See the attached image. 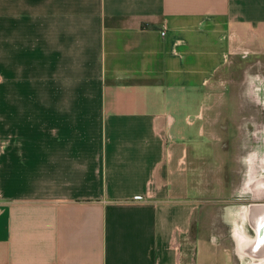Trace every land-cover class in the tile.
I'll list each match as a JSON object with an SVG mask.
<instances>
[{"label": "crops", "instance_id": "obj_1", "mask_svg": "<svg viewBox=\"0 0 264 264\" xmlns=\"http://www.w3.org/2000/svg\"><path fill=\"white\" fill-rule=\"evenodd\" d=\"M241 62L264 0H0V264H262L216 106Z\"/></svg>", "mask_w": 264, "mask_h": 264}, {"label": "rangeland", "instance_id": "obj_2", "mask_svg": "<svg viewBox=\"0 0 264 264\" xmlns=\"http://www.w3.org/2000/svg\"><path fill=\"white\" fill-rule=\"evenodd\" d=\"M243 66H245V62L238 64L235 71H229L224 76L222 75L219 89L223 91V94L220 95L222 97L216 102V106L239 105L244 109V114L240 116L226 115L225 118L231 126L236 124L238 120L243 123V129L238 132L234 131L235 138L231 145L233 147L230 148L234 160L230 162H234L231 168V171L234 172L232 180L238 186H245L246 197L243 195L231 197L230 202H236V199H240L238 201L247 204L252 201L250 200L251 194L248 193L252 192L251 188L256 186L260 193L264 187V132L261 130L262 127L264 128V109H260L262 108L261 105L255 102V99L257 100L260 95L258 88L262 87L260 82H262L261 78L264 77V74L248 76L246 79L244 74L241 73ZM229 90L233 91L232 93L235 94L236 99L226 98L229 96L227 92ZM236 100H238V104ZM229 102L231 103L229 104ZM254 106L261 112L260 120L253 115ZM223 134L225 133L223 132ZM227 136H232V132H229ZM241 192L243 194V188H240V194ZM259 199L264 201V193L260 194ZM254 262L258 263L259 260L255 259Z\"/></svg>", "mask_w": 264, "mask_h": 264}, {"label": "bare ground", "instance_id": "obj_3", "mask_svg": "<svg viewBox=\"0 0 264 264\" xmlns=\"http://www.w3.org/2000/svg\"><path fill=\"white\" fill-rule=\"evenodd\" d=\"M263 132H264V130H263ZM264 159V158H263ZM253 171V170H252ZM251 171V172H252ZM255 175V174H254ZM264 175V174H263ZM262 175V176H263ZM261 208V209H263L264 208V205H249L248 207H247V209H246V215H247V218L249 217V215H251L250 214V212H253L254 210H255V212L256 213H258L259 214V212L258 211H256L257 210V208ZM253 208V211H250L251 209ZM255 208V209H254ZM264 212V211H263ZM261 213V215L263 214L262 212H260ZM251 219H252V223L254 224V225H256V227H254V230H255V232H256V238H258V237H260V235L259 234H262L263 232H264V224H263V226L260 228V229H258L257 228V223H260V221H258V219H257V217L254 215V216H252L251 217ZM263 250H264V246H263ZM263 259H264V257H263Z\"/></svg>", "mask_w": 264, "mask_h": 264}, {"label": "flooded vegetation", "instance_id": "obj_4", "mask_svg": "<svg viewBox=\"0 0 264 264\" xmlns=\"http://www.w3.org/2000/svg\"><path fill=\"white\" fill-rule=\"evenodd\" d=\"M237 236H238V233L236 232V233H235V237L237 238ZM260 261H261L262 264H264V259H263V258L260 259Z\"/></svg>", "mask_w": 264, "mask_h": 264}, {"label": "water", "instance_id": "obj_5", "mask_svg": "<svg viewBox=\"0 0 264 264\" xmlns=\"http://www.w3.org/2000/svg\"><path fill=\"white\" fill-rule=\"evenodd\" d=\"M259 235H261V236H262V234H259Z\"/></svg>", "mask_w": 264, "mask_h": 264}]
</instances>
